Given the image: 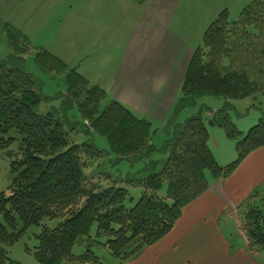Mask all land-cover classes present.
I'll return each mask as SVG.
<instances>
[{
	"label": "trees",
	"instance_id": "16d2710c",
	"mask_svg": "<svg viewBox=\"0 0 264 264\" xmlns=\"http://www.w3.org/2000/svg\"><path fill=\"white\" fill-rule=\"evenodd\" d=\"M228 14L226 9L218 13L193 51L166 124L173 129L172 136L160 147L152 143L148 120L136 117L114 99L102 106L107 100L104 89L60 57L36 48L37 65L62 74L70 101L88 121L84 130L106 138L115 163L148 158L154 151L166 155L162 161L149 160L147 177L133 179L143 192L130 207L125 206V188L115 181L93 182L86 175L85 159L100 158L104 152L91 140H72L78 132L76 123L54 112L36 111L47 97L36 78L21 66L30 41L17 28L0 22L11 50L10 57L0 60V148L8 147L18 134L21 153L11 163L9 194L0 193V264L12 263L2 244L15 243L33 225L41 226L34 252L41 264H60L64 259L101 264L89 250L77 256L72 253V247L85 238L105 245L116 264H121L171 231L183 207L208 188L206 171L214 178L228 176L249 153L264 146V117L242 133L224 110L212 112L205 107L208 123L222 127L235 140L236 158L221 165L210 150L200 111L178 121L179 112L206 93L227 99L264 93V0H248L236 20ZM163 182L166 195L160 197ZM44 219L59 221L51 228L42 223ZM243 230L251 248L264 249V214L255 205L249 204L244 212ZM102 237L105 242L100 241Z\"/></svg>",
	"mask_w": 264,
	"mask_h": 264
},
{
	"label": "rangeland",
	"instance_id": "374dc122",
	"mask_svg": "<svg viewBox=\"0 0 264 264\" xmlns=\"http://www.w3.org/2000/svg\"><path fill=\"white\" fill-rule=\"evenodd\" d=\"M174 1L178 3L177 14L174 17L162 15V26H159L153 33H151V29H147L146 27H154V24H151L148 19L149 16L155 13L154 8L149 7V9H146V23L139 30V33H142L145 29L144 42L147 47H145L146 52L152 49V40L153 37H156L157 33L170 30L184 39L188 44L192 45L194 51L195 48L201 44L200 30H205L209 26V23L217 17L216 15L220 11L226 9L229 13L230 20H236L248 0ZM92 3L99 2L98 0H0V22L7 23L17 28L30 41L31 49L22 58L21 66L36 78L41 85L42 95L47 97L46 100H43L39 104L36 111L43 114L54 112L56 115L68 119L71 123H76V130H78V132H74L72 140L78 142L91 140L98 149L104 152L100 158L92 156V158L87 157L85 159L87 162V168L85 169L86 175L90 177L93 182L107 185V183L115 181L118 186L125 188L128 192L125 206L130 207L139 199L143 192V187L135 184L133 179L147 177L151 172L149 160L156 159L162 161L166 155L154 151L148 158L135 161L121 160L115 163V155L110 151L106 138L91 131L87 133V131L84 130L85 126H88V121L82 119L77 110L76 103L73 101L72 104V101H70L62 74L57 75L43 70L34 60L36 48L48 50L49 48L58 49L59 47L64 49V47L59 44L64 40V38L60 36V32L66 33L67 37H65V39L67 40L70 38L73 40L81 38L85 46L95 42V35H92L93 32L91 33V31L96 30V28H93L91 31L90 29L92 21L97 19L98 16L94 15V10L90 12V9H94L92 8ZM105 6L109 7L110 16H121L114 23L115 29L111 31L110 35L113 39L112 44L115 46V50H113L111 54L112 61L99 70H94L92 72V76L94 77L92 80L95 82L92 83L99 86L101 85L100 87L107 93V100L102 103V106H104L109 99H114L129 109L136 117L148 120L152 125V143L154 147H160L172 136L173 129L170 128L171 126L166 127V124L179 97L180 86L184 75L176 93L172 95H161V97L163 96L164 98L165 105H168L166 98L167 100L170 99L171 104L169 111L165 112L166 116L164 118L161 117L159 113L151 110L150 115L142 111L144 107V97L134 96L132 92L127 93L125 90L127 88H122L120 84L121 81H134L135 79L126 75L123 68H120L118 71V68L115 69V67L119 65L117 59L123 56V47H125L131 39L128 37V34H131L132 23H130L125 30L122 28L127 12L130 21H136L140 17L141 10L135 9L134 11H128L121 0H107ZM81 9L87 10L85 14L89 13L85 22L76 20V13L80 15ZM184 12H188V15H184ZM77 25L86 26V28L83 27L86 31L84 32L83 28H77ZM107 42H110V40H107ZM178 45H181V42H178ZM10 55L11 50L8 38L4 28L0 25V60L7 59ZM125 76L128 77L125 78ZM111 82L112 86L108 89ZM117 82L120 84L119 86L115 85ZM176 87V85L171 86V90L175 91ZM139 98L141 102L138 103V106H135L134 103L138 102ZM132 100L135 108L127 104H131ZM205 107L212 112L224 110L236 128L240 132L245 133L254 126L260 118L264 117V93H258L242 99H227L225 97L206 93L198 97L195 104L187 106L179 112L178 121L181 122L188 116L194 115L200 111V115L207 125L210 150L218 162L226 161L225 164L227 165L236 158V151L234 149L235 140L229 138L222 127L208 123L209 113L206 111ZM218 117L221 118V115ZM15 136L16 139L8 147L0 148V193L4 192L6 195L9 194V186L13 177L11 163L21 156L20 136L18 134H15ZM158 168H160V165L157 166V169ZM205 175L207 178L210 176L208 171L205 172ZM258 191L262 198L260 197L256 203L252 202L251 204L255 205V207L264 214V187ZM158 195L160 197H165L166 195V184L164 182L161 189L158 191ZM250 202L251 200H249L248 203ZM248 203L243 209L242 216H244V212L249 206ZM58 221V219H44L42 223L53 228L58 224ZM40 230L41 226H30L15 243L10 245L2 244L7 252L9 260L12 261L10 264H41L34 256V252L38 246L36 235ZM95 232L96 224H93L90 231V235L93 239L95 238ZM86 240L85 238L82 243H76L72 247L71 251L74 255L77 256L89 250L100 259L101 264L117 263L116 258L112 256L105 245ZM100 241L105 242V238H100ZM253 249H256L259 253L260 264H264V249ZM60 264L88 263L64 259Z\"/></svg>",
	"mask_w": 264,
	"mask_h": 264
},
{
	"label": "crops",
	"instance_id": "0c3cea01",
	"mask_svg": "<svg viewBox=\"0 0 264 264\" xmlns=\"http://www.w3.org/2000/svg\"><path fill=\"white\" fill-rule=\"evenodd\" d=\"M121 1L128 11H141L136 21H130L127 12L122 24L125 30L132 23L131 34H128L131 39L123 47V56L117 59L119 65L115 69L118 68V71L123 68L124 73L135 80L121 81L120 84L122 88L128 89H125L127 93L144 97L142 111L150 115L151 110L164 118L171 104L170 99L166 98L168 105H165L161 95L177 92L193 47L170 30L171 32L157 33L152 40V49L146 52L145 29L142 33L139 30L146 23V9L154 8L155 13L148 18L154 27H146L153 33L162 26V15L174 17L177 14L178 3L174 0H147L141 4L133 0ZM98 2L92 3L94 9H90V12L94 10V15L98 16L92 21L90 29L96 28L91 31L95 35V42L85 46L81 38L67 40L66 33L60 32L64 40L59 44L64 49L48 47L47 50L60 57L67 65L73 66L91 84L95 83L92 72L112 61L111 54L115 46L110 35L115 29L114 23L121 16L109 15L110 9L105 6L107 0ZM86 11L81 9L80 15L76 13V20L85 22L89 14H85ZM185 14L188 15V12H184ZM83 27L86 28L84 25H77V28ZM205 30H200L201 39ZM120 84L115 83L116 86ZM174 85L177 87L172 91L171 86ZM111 86L112 82L108 89ZM140 102L139 98L134 105L138 106ZM127 104L135 108L133 100L131 104ZM225 163L226 161L219 162L222 165ZM207 181L208 188L183 207L179 219L168 234L121 264H260L259 253L250 247L243 230L242 214L249 200L251 202L248 204L256 203L261 197L258 190L264 187V146L249 153L228 176L214 178L210 175Z\"/></svg>",
	"mask_w": 264,
	"mask_h": 264
}]
</instances>
